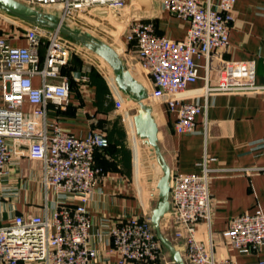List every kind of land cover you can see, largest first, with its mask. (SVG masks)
Instances as JSON below:
<instances>
[{"label":"built area","instance_id":"2783aa9c","mask_svg":"<svg viewBox=\"0 0 264 264\" xmlns=\"http://www.w3.org/2000/svg\"><path fill=\"white\" fill-rule=\"evenodd\" d=\"M19 1L70 23L86 10L94 16L101 10L119 12L128 7L126 0ZM159 2L164 10L189 21L185 38L171 39L158 32L153 19L132 16L122 20L124 29L114 41L128 67L137 64L143 71L153 110L165 104L175 115V131L191 133L202 106L185 93L199 78L197 60L204 58L209 67L212 57L229 46L235 0ZM22 21L21 30L10 36L25 37L27 45L15 46L0 34V179L37 178L46 191L56 193L59 203L51 212L16 213L0 224V264H94L97 250L91 243L87 204L101 173L96 151L108 145V134L99 128L79 137L62 127L58 118L51 119L50 110H64L70 104L71 80L62 68L72 55L83 61L81 73L73 76L83 83L90 82L92 68L102 70L103 59L58 30ZM203 92L207 97L215 92L256 95L264 93V85L255 81L254 61L222 58L217 84L206 85ZM114 100L117 114L126 120L123 106L134 100L129 96ZM25 103L33 108L24 109ZM23 160L28 165H20ZM209 171L203 164L201 173H171V206L161 227L168 230L163 232L178 245L186 264H237L217 259L213 242L208 245L197 237V224L210 225L212 219ZM223 235L235 249L257 252L264 246V213L234 217ZM111 237L121 262L155 263L163 255L164 244L150 217L121 219Z\"/></svg>","mask_w":264,"mask_h":264},{"label":"crops","instance_id":"0c3cea01","mask_svg":"<svg viewBox=\"0 0 264 264\" xmlns=\"http://www.w3.org/2000/svg\"><path fill=\"white\" fill-rule=\"evenodd\" d=\"M126 1V9L112 12L119 19L132 16L153 19L160 34L171 39L185 38L189 21L164 10L159 0ZM210 1L215 4L219 0ZM233 15L229 46L212 57L209 67L204 58L197 60L199 78L185 93L187 99L202 106L195 130L177 133L173 126L175 115L165 104L155 106L153 111L158 143L171 173H201L203 164L210 170L212 219L210 225L206 221L197 224V237L208 245L213 242L217 259L225 257L237 264H264V246L257 252L240 251L223 235L234 217L258 210L264 213V93L215 92L207 97L203 92L206 85L217 84L222 58L254 61L255 81L264 85V0H235ZM3 20L0 18V34L7 35L15 46L27 45L25 37L10 36L21 30L18 24L7 25ZM43 56L44 49L42 59ZM82 65L83 61L72 55L68 65L62 68V74L71 80L70 104L64 110L51 109L50 118H58L62 127L79 137L99 128L108 134V145L96 151L95 161L101 173L87 204L91 243L97 250L94 264H173V255L168 249L155 263H137L121 262L114 248L111 229L118 221L133 215L151 218L160 201L156 185L161 170L156 160L150 161L144 154L147 147L151 154V147L137 135L135 123L128 125L117 114L114 98L125 100L128 95L116 85L109 64L104 60L103 65L112 72V85L95 67L91 69L89 83L76 81L73 76L81 73ZM133 68H130L133 76L143 80L146 86L144 74L137 70L139 75L135 76ZM97 75L103 79L104 89L94 81ZM32 108L29 103L24 104V109ZM151 157L154 159L152 154ZM20 165H28L27 160ZM146 165L152 166V170ZM58 203L56 193L46 191L37 178L0 179V224L11 220L16 213L51 212ZM162 230L168 231L164 226Z\"/></svg>","mask_w":264,"mask_h":264},{"label":"water","instance_id":"95a60500","mask_svg":"<svg viewBox=\"0 0 264 264\" xmlns=\"http://www.w3.org/2000/svg\"><path fill=\"white\" fill-rule=\"evenodd\" d=\"M0 10L31 24L58 30L89 51L102 57L112 68L118 88L138 103V112L134 116L136 133L151 147V154L159 163L161 170V175L157 182L160 201L152 212L151 221L158 238L173 255V264H186L178 245L165 235L161 227L162 218L170 210L171 206V168L158 143V125L153 108L146 103L148 93L145 86L133 76L126 61L115 47L83 27L70 23L67 19L57 14L39 10L19 0H0Z\"/></svg>","mask_w":264,"mask_h":264},{"label":"rangeland","instance_id":"374dc122","mask_svg":"<svg viewBox=\"0 0 264 264\" xmlns=\"http://www.w3.org/2000/svg\"><path fill=\"white\" fill-rule=\"evenodd\" d=\"M90 10H86L85 12H80L78 14L82 15V18H70L71 22L73 24H76L80 27H83L84 29H86L87 31L91 32L93 35L99 37L100 39L106 41L107 43L111 44L113 47H115L117 49V44L114 41V39L123 31L124 29V22L122 21V19H119L115 14H113L111 11H106V12H100V13H94V11H92V13H94L95 15L92 16L89 14ZM104 11V10H101ZM0 13L2 14V19L5 20V23L7 25H12V24H21V23H25L22 21V19L16 17V16H12L11 14L0 10ZM97 14V15H96ZM84 19V20H83ZM3 20V21H4ZM113 24V25H112ZM3 26V25H1ZM116 27V28H115ZM122 30V31H121ZM120 31V32H119ZM113 34V35H112ZM119 47V46H118ZM118 50V49H117ZM96 55V54H95ZM75 56V55H73ZM98 56V55H96ZM71 58V57H70ZM97 61H99L98 57H96ZM69 61V60H68ZM104 61V60H103ZM103 61H100L99 63H103ZM69 63V62H68ZM98 63V62H97ZM102 64V65H103ZM96 65V64H95ZM128 66V65H127ZM97 68V67H96ZM129 68V67H128ZM133 68V67H132ZM98 70L100 68H97ZM132 70H134V75L137 76L138 74V66H136L135 68H133ZM141 70V69H140ZM102 75L105 77V79L107 80L108 83H111V85L113 84V80H112V72L109 70V68L107 67V65H103L102 70H99ZM143 72V71H142ZM114 74V72H113ZM115 77V75H114ZM149 86V85H148ZM155 104V103H153ZM149 105L151 106V102H149ZM158 107V106H157ZM123 110L126 113V120H127V124H131L133 125L134 123V116L137 114L138 112V103L136 101L133 102H126L123 106ZM119 116L121 117V115L119 114ZM125 120V121H126ZM135 129V128H133ZM132 130V129H131ZM136 131V130H135ZM144 154H146L150 161H154L156 159H153L151 157V154L149 152V147H147V151L145 150ZM146 156V157H147ZM145 167V165H143ZM147 169L152 170V166L150 165H146ZM151 172V171H150ZM157 187V185H156ZM168 248L164 245V252L167 250ZM168 251V250H167ZM163 257V255H162Z\"/></svg>","mask_w":264,"mask_h":264},{"label":"trees","instance_id":"16d2710c","mask_svg":"<svg viewBox=\"0 0 264 264\" xmlns=\"http://www.w3.org/2000/svg\"><path fill=\"white\" fill-rule=\"evenodd\" d=\"M91 73H92V72L90 71V74H91ZM94 81H96V82L98 83V85L100 86V89H101V88L104 89V87H106V85L104 84L103 79H102L99 75H97V76L94 77Z\"/></svg>","mask_w":264,"mask_h":264},{"label":"bare ground","instance_id":"6f19581e","mask_svg":"<svg viewBox=\"0 0 264 264\" xmlns=\"http://www.w3.org/2000/svg\"><path fill=\"white\" fill-rule=\"evenodd\" d=\"M139 81L145 86V84H144V82H143V80H141V79H139ZM146 87V86H145ZM146 103H148L149 104V99H147L146 100Z\"/></svg>","mask_w":264,"mask_h":264}]
</instances>
